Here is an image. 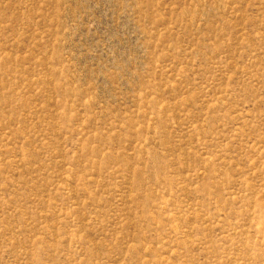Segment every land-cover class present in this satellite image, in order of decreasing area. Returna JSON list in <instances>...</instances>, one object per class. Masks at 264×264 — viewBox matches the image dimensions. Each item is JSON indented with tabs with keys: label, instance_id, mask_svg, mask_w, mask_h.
Segmentation results:
<instances>
[{
	"label": "rangeland",
	"instance_id": "obj_1",
	"mask_svg": "<svg viewBox=\"0 0 264 264\" xmlns=\"http://www.w3.org/2000/svg\"><path fill=\"white\" fill-rule=\"evenodd\" d=\"M0 264H264V0H0Z\"/></svg>",
	"mask_w": 264,
	"mask_h": 264
}]
</instances>
